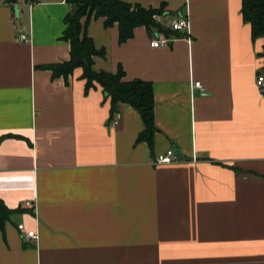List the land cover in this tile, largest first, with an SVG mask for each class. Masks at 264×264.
I'll return each mask as SVG.
<instances>
[{
    "label": "crops",
    "instance_id": "crops-1",
    "mask_svg": "<svg viewBox=\"0 0 264 264\" xmlns=\"http://www.w3.org/2000/svg\"><path fill=\"white\" fill-rule=\"evenodd\" d=\"M127 1L163 6L168 27L190 19L181 34L140 25L124 42L118 23L87 25L106 49L95 70L152 81L153 152L136 141L137 108L112 112L82 65L48 67L71 56L66 0H19V13L0 0V198L12 209L0 264H264V38L243 0ZM159 35L168 44L151 46ZM169 148L182 158L157 163Z\"/></svg>",
    "mask_w": 264,
    "mask_h": 264
},
{
    "label": "trees",
    "instance_id": "trees-1",
    "mask_svg": "<svg viewBox=\"0 0 264 264\" xmlns=\"http://www.w3.org/2000/svg\"><path fill=\"white\" fill-rule=\"evenodd\" d=\"M13 7L19 0H5ZM70 11L65 16L67 23L62 38L70 42L71 56L62 62L48 65L53 75H67L76 67L83 66V77L87 80L86 91L100 83L104 95L110 98L112 112L117 110L120 102L129 103L140 112L144 123L143 130L136 137L137 142L146 140L153 152L155 134L159 130L155 122V93L153 83L144 78L125 79V70L119 66L116 72L95 70L94 57L105 55L106 49L99 48L91 35L87 33V25L93 17L102 16L105 24L118 23L119 41L124 42L134 36L137 26L145 25L150 32L161 31L166 35L170 31L181 34L170 25L166 26L158 15H167L164 7H145L141 3H131L127 0H66ZM241 13L243 19L251 24L252 38H264V0H243ZM264 44V43H263ZM264 56V46L261 51ZM12 209L0 198V227L9 218Z\"/></svg>",
    "mask_w": 264,
    "mask_h": 264
},
{
    "label": "built area",
    "instance_id": "built-area-1",
    "mask_svg": "<svg viewBox=\"0 0 264 264\" xmlns=\"http://www.w3.org/2000/svg\"><path fill=\"white\" fill-rule=\"evenodd\" d=\"M170 25L175 30L185 31L190 27V19L186 15L185 16H175L170 20ZM20 37L27 41L30 40V37L26 32H21ZM168 42H169V38L167 36L159 35V36L151 38L150 45L153 47H156L157 45L168 44ZM257 84H258L259 89L263 92L264 91V74L263 73L258 75ZM194 85L200 87L202 90L204 88L203 83L199 81H195ZM114 121L117 122L118 119L116 118ZM181 158L182 157L177 152H174L173 149L169 148L164 152H160V154L156 156L155 161L157 163L173 162L175 160H180ZM25 203L28 206L36 205V203L31 199H27ZM24 236L26 239L27 238L37 239L39 237V232H37L36 229H27V231H25Z\"/></svg>",
    "mask_w": 264,
    "mask_h": 264
},
{
    "label": "water",
    "instance_id": "water-1",
    "mask_svg": "<svg viewBox=\"0 0 264 264\" xmlns=\"http://www.w3.org/2000/svg\"><path fill=\"white\" fill-rule=\"evenodd\" d=\"M14 8H16L17 13H19V7L15 5Z\"/></svg>",
    "mask_w": 264,
    "mask_h": 264
}]
</instances>
